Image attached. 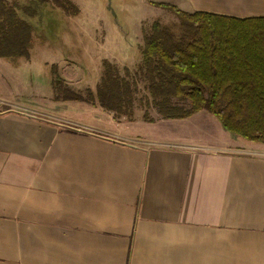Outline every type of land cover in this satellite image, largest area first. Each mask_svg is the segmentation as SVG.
I'll list each match as a JSON object with an SVG mask.
<instances>
[{"label": "crops", "instance_id": "obj_1", "mask_svg": "<svg viewBox=\"0 0 264 264\" xmlns=\"http://www.w3.org/2000/svg\"><path fill=\"white\" fill-rule=\"evenodd\" d=\"M167 1L264 17V0ZM18 105L36 115L0 111V264H264V143L206 109L107 125Z\"/></svg>", "mask_w": 264, "mask_h": 264}, {"label": "trees", "instance_id": "obj_2", "mask_svg": "<svg viewBox=\"0 0 264 264\" xmlns=\"http://www.w3.org/2000/svg\"><path fill=\"white\" fill-rule=\"evenodd\" d=\"M31 1H48L72 15L71 0H0V58L28 59L37 14ZM160 4L176 21L153 20L143 35L139 62L121 74L105 60L95 90L62 88L51 68L54 100L97 104L116 118L130 117L143 83V97L163 119L186 118L202 109L234 135L264 143V17L235 18L202 11L186 12ZM145 121H153L144 113Z\"/></svg>", "mask_w": 264, "mask_h": 264}, {"label": "rangeland", "instance_id": "obj_3", "mask_svg": "<svg viewBox=\"0 0 264 264\" xmlns=\"http://www.w3.org/2000/svg\"><path fill=\"white\" fill-rule=\"evenodd\" d=\"M71 1L79 8L77 14L70 15L51 6L48 1L38 4L30 2L38 10L36 15L26 18L33 28L30 55L28 59L20 58L14 63L0 58V96L13 99L15 102H9L14 105L22 103L52 110L60 121H63L62 118L88 121L97 117L96 121L101 120L107 125H144L147 122L144 120V113H147L154 123H164V119L141 97L142 82H139L140 94L134 102L130 117L116 118L112 112L85 101L54 100L51 68L54 70L53 74L62 81V88L69 87L80 93L87 88L95 90L105 60L114 64L121 74L125 67L134 69L139 62L143 35L149 31L153 20H177L171 10L160 4L170 2ZM150 126H144V129L152 132L153 127Z\"/></svg>", "mask_w": 264, "mask_h": 264}, {"label": "built area", "instance_id": "obj_4", "mask_svg": "<svg viewBox=\"0 0 264 264\" xmlns=\"http://www.w3.org/2000/svg\"><path fill=\"white\" fill-rule=\"evenodd\" d=\"M13 108L18 109V110L22 111L24 114H27V115L35 114L34 112H30L29 110L25 109L24 107H22V108L19 107L18 104L14 105V104H11L9 101L0 98V111H9V110H12Z\"/></svg>", "mask_w": 264, "mask_h": 264}]
</instances>
